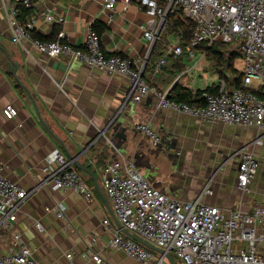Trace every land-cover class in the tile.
<instances>
[{"label":"crops","instance_id":"obj_1","mask_svg":"<svg viewBox=\"0 0 264 264\" xmlns=\"http://www.w3.org/2000/svg\"><path fill=\"white\" fill-rule=\"evenodd\" d=\"M11 8L10 1L0 0V166L3 175L32 190V195L21 206L11 228L0 230V254L8 250L11 233L18 232L41 264H92L85 249L96 237L94 249L111 264H137L123 252L105 248L118 229L102 184L103 166L111 159L132 161L150 184L176 199L196 197L211 178L213 194L205 197V202L240 206L245 211L256 202L264 205V172L256 154L259 149L264 152V136L254 143L259 136L255 128L211 124L170 109H156V99L151 95L139 103L126 102L129 82L125 76L101 72L65 55L48 57L29 39L14 42L12 26L17 20L32 17L34 22L28 31L34 30L45 40L63 31L68 44L81 47L91 22L99 21L104 27L98 35L105 53L145 59L143 75L161 91L169 92L177 83L194 92V77L200 72L206 82L212 81L209 86L218 85L224 77L230 87L234 73L222 69L218 75H207L205 65L201 67L199 62L205 59L200 49L192 56L167 55L165 65L157 67L164 48L152 52L153 46L150 50L141 29L154 28L156 21L134 2L118 1L112 12L103 10L102 0L37 1L21 9L22 16H12ZM45 10L63 15L64 22H44L41 13ZM166 35L172 42L171 35ZM240 61H233L236 73H240ZM260 91L264 93V85L255 92ZM8 104L17 109L12 118L2 112ZM136 121L149 122L161 135L160 145L151 147L146 137L134 131L132 124ZM243 146L260 161L248 196L235 186L234 153ZM80 150L87 151L82 154ZM55 151L72 160L73 165L76 160L87 166L91 174L74 165L90 191L89 198L71 189L51 190L45 183L41 169ZM159 154L167 155L175 167L170 174L173 180L156 172L155 158ZM144 155L150 157L149 166L142 160ZM187 165L197 172L182 176L185 171L178 168ZM60 205L65 208L61 217L55 212ZM105 219L108 225L103 224ZM67 253L72 254L71 259L66 258Z\"/></svg>","mask_w":264,"mask_h":264},{"label":"built area","instance_id":"obj_2","mask_svg":"<svg viewBox=\"0 0 264 264\" xmlns=\"http://www.w3.org/2000/svg\"><path fill=\"white\" fill-rule=\"evenodd\" d=\"M7 1L12 3L11 15L17 16L20 8L28 9L34 2L49 0ZM118 1L134 2L150 20L156 21L154 28L141 26L149 49L163 34L168 14L175 10H180L193 24L184 47L187 55L192 56L200 44H235L231 50L237 52V58L242 61L240 85L228 87L223 77L216 92H203L200 100L192 104L176 102L168 98V90L157 89L144 77L145 59L106 54L98 33L91 26L86 30L82 46L73 47L65 41L63 31L52 40L30 38L28 29L34 22L30 17L14 23L12 40L29 39L40 53L48 57L65 55L101 72L125 76L129 82L126 102L139 103L151 95L156 99V109H170L211 124L253 127L259 132L254 143H259L258 139L264 136V100L255 91L264 85V0H102L103 10L112 12ZM41 18L46 23L57 24L65 20L63 15L49 10L42 11ZM171 38L173 41L165 46L164 57L157 60V67L165 65L167 55L180 56L183 53L180 37L173 35ZM2 112L12 118L17 109L8 104ZM132 129L146 137L151 147H157L162 141L159 132L149 122L136 121ZM234 155H237L235 186L243 196H248L252 193L251 184L260 161L246 146ZM41 170L51 190L71 189L90 197L82 175L72 160L61 153L53 152ZM211 183L208 178L196 197L180 200L150 184L132 161L111 159L103 166L104 190L111 201L113 214L126 231L170 255L174 254L182 264H264V205L256 202L245 211L240 206L209 204L204 198L213 194ZM31 195L32 190L21 188L3 175L0 166V230L11 228L21 206ZM64 210L60 205L55 212L61 217ZM103 224L108 225L109 220H103ZM35 226L41 229L39 222ZM96 244L97 238L92 237L85 249L90 262L111 264L94 249ZM105 248L119 250L137 264H163L165 260L170 264L164 254L157 257L156 252L119 228L114 230ZM65 256L71 259L72 254ZM0 264L41 263L33 257L22 235L12 232L8 250L0 254Z\"/></svg>","mask_w":264,"mask_h":264},{"label":"trees","instance_id":"obj_3","mask_svg":"<svg viewBox=\"0 0 264 264\" xmlns=\"http://www.w3.org/2000/svg\"><path fill=\"white\" fill-rule=\"evenodd\" d=\"M21 9L22 8H20L17 16H22L23 13ZM192 25H193L192 21L184 17L180 10H175L174 13H169L167 16L166 26L163 32L165 31L166 33L168 32V30H170L169 31L170 34L169 33H166V34L168 35L173 34V35L180 37V45L183 47L182 54H186L184 51V47L190 37ZM91 27L94 28L99 35H101L104 29L103 24H101L99 21L91 22ZM28 33H29L30 38L32 39H36L39 41H45V39L42 38L39 34H37V32H35L34 30H29ZM160 36L162 37V34ZM159 39L160 37L155 41L153 48H152V52H154L155 49L159 50L157 49V41ZM49 40H52V39H49ZM224 45L225 44L220 43V42H215L211 44L210 46H204V44H200L197 49H201V51H204L207 55L213 56L216 60V68L225 64L229 72L231 74L234 73V76L231 78V82H230L231 86L238 87L241 82V74L236 73L235 69L233 68V61L238 57V53L233 50H230L228 51L227 56L223 58V54L221 53L220 48L221 46H224ZM221 75H224V74H221ZM217 90H218V85H214V86H208L202 90L197 89L194 92H192L190 89L183 87L176 83L169 90L167 96L169 99L176 101V102H187V103L192 104L193 102H195V100H200L199 98L201 97V94L203 92H216ZM256 94L258 95V97L264 100L263 92L260 91V92H257Z\"/></svg>","mask_w":264,"mask_h":264},{"label":"rangeland","instance_id":"obj_4","mask_svg":"<svg viewBox=\"0 0 264 264\" xmlns=\"http://www.w3.org/2000/svg\"><path fill=\"white\" fill-rule=\"evenodd\" d=\"M169 31L170 30H168V32H166V33H169ZM166 33L164 31L163 34H162V37L160 36V39L157 41V49H159V50L163 49L169 43L168 39L166 38L167 37ZM171 36H173V34ZM235 46L236 45L233 44V43H231V44H229L227 46H225V45L221 46L220 51L223 54V58H225L227 56L228 51H230L231 49L235 48ZM199 62H200L201 67H203L205 65L203 70L206 71L207 75H209L210 77H212V75L215 74V73L218 75L219 71H221L222 69L226 70V68H227L225 64H223L222 66H219V67L216 68V60H215V58L213 56H211V55H207L206 53H205V59L204 58H200ZM236 64H238V62H236ZM226 71L227 72L229 71L228 68H227ZM221 74H223V73L221 72ZM204 75L205 74L202 73V72L197 73L195 75L194 79L196 80V84L193 87H195L197 89H203L206 86H209V85L212 84V81H210L208 83V82H206L204 80V78H202V76H204ZM233 76H234V74H233ZM208 80H209V77H208ZM256 154L258 155L259 159L261 160V164H262L261 165V171L264 172V152L259 149V150H257ZM155 161H156L155 162L156 163V166H155L156 172L158 174L164 176V177L169 176L170 177L169 180H173L174 177L171 176L170 174L175 171V167L173 166V164H172L171 160L168 158V156L165 155V154H159L155 158ZM178 169L179 170L182 169L183 171H185L182 176L192 175L193 171L197 172V169H195V167L188 166V165L186 167L180 166ZM139 172H141V171H139ZM155 255L157 257L160 256L159 253H155ZM171 255L173 257V261H174L175 264H182L180 262V260L174 254H171ZM163 264H167L166 260H165V262Z\"/></svg>","mask_w":264,"mask_h":264},{"label":"water","instance_id":"obj_5","mask_svg":"<svg viewBox=\"0 0 264 264\" xmlns=\"http://www.w3.org/2000/svg\"><path fill=\"white\" fill-rule=\"evenodd\" d=\"M151 48H152V46H151ZM151 48H150V50H151ZM99 140H101V137H98V138H97V141H98V142H99ZM109 142H110V143H113V140L110 139ZM94 143H95V142H94ZM92 144H93V143H92ZM92 144L90 145L89 149L93 147ZM91 146H92V147H91ZM86 151H87V150H86ZM86 151H84V152H86ZM84 152H82V150H80V153L84 154ZM74 165H75L78 169L83 170V171H85V172H87V173H90V171L88 170L87 166L77 163L76 160L74 161ZM90 174H91V173H90ZM111 215H112V218H113L114 222L116 223L117 227H118L123 233H125L127 236L133 238L134 240L138 241L139 243H141L142 245L146 246L147 248L153 250L154 252H157V253H159V254H164V255L167 257V259L169 260L170 264H175L174 261H173V259H172V257H171V255H170L169 253L164 252L163 250H161V249H159V248H156V247L150 245L149 243L145 242V241L142 240L141 238H139V237H137V236L131 234L130 232L126 231L125 229L122 228V226L120 225V223H119L118 220L116 219L115 215H114L113 213H111Z\"/></svg>","mask_w":264,"mask_h":264},{"label":"flooded vegetation","instance_id":"obj_6","mask_svg":"<svg viewBox=\"0 0 264 264\" xmlns=\"http://www.w3.org/2000/svg\"><path fill=\"white\" fill-rule=\"evenodd\" d=\"M143 158H144V162L146 163V166H149L150 164H149V162H147V161H149V158H150V157L144 155V157H142V160H143ZM135 161H137V160L135 159ZM137 162H138V161H137ZM138 167H139V166H138Z\"/></svg>","mask_w":264,"mask_h":264}]
</instances>
